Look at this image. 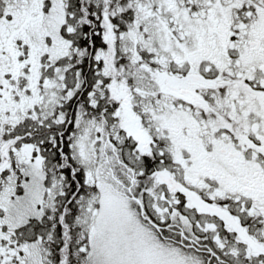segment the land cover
Wrapping results in <instances>:
<instances>
[{
    "label": "snow or ice",
    "instance_id": "6c2138e0",
    "mask_svg": "<svg viewBox=\"0 0 264 264\" xmlns=\"http://www.w3.org/2000/svg\"><path fill=\"white\" fill-rule=\"evenodd\" d=\"M0 264H264V0H0Z\"/></svg>",
    "mask_w": 264,
    "mask_h": 264
}]
</instances>
